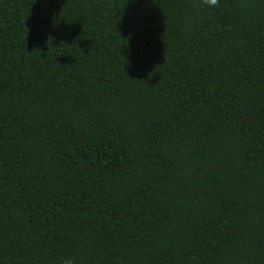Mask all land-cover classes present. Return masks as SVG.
Instances as JSON below:
<instances>
[{"label":"trees","instance_id":"1","mask_svg":"<svg viewBox=\"0 0 264 264\" xmlns=\"http://www.w3.org/2000/svg\"><path fill=\"white\" fill-rule=\"evenodd\" d=\"M264 264V0H0V264Z\"/></svg>","mask_w":264,"mask_h":264},{"label":"clouds","instance_id":"2","mask_svg":"<svg viewBox=\"0 0 264 264\" xmlns=\"http://www.w3.org/2000/svg\"><path fill=\"white\" fill-rule=\"evenodd\" d=\"M203 3L206 4L208 7H215L218 5L219 0H203ZM63 264H73L72 258H67L63 261Z\"/></svg>","mask_w":264,"mask_h":264}]
</instances>
